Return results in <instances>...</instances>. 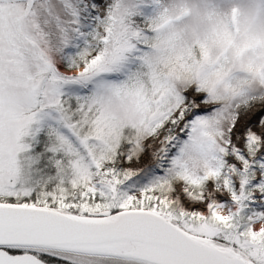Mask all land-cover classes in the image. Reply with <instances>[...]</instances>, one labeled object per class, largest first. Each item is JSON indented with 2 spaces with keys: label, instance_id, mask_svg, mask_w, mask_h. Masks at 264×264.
Segmentation results:
<instances>
[{
  "label": "snow or ice",
  "instance_id": "snow-or-ice-1",
  "mask_svg": "<svg viewBox=\"0 0 264 264\" xmlns=\"http://www.w3.org/2000/svg\"><path fill=\"white\" fill-rule=\"evenodd\" d=\"M0 264H264V0H0Z\"/></svg>",
  "mask_w": 264,
  "mask_h": 264
},
{
  "label": "rangeland",
  "instance_id": "rangeland-1",
  "mask_svg": "<svg viewBox=\"0 0 264 264\" xmlns=\"http://www.w3.org/2000/svg\"><path fill=\"white\" fill-rule=\"evenodd\" d=\"M228 5L227 4H225V7H227Z\"/></svg>",
  "mask_w": 264,
  "mask_h": 264
}]
</instances>
